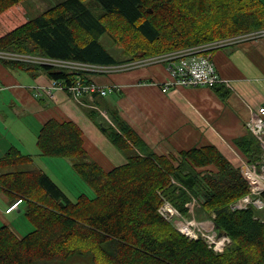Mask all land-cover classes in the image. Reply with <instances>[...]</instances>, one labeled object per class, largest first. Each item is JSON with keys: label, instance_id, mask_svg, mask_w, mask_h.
I'll return each instance as SVG.
<instances>
[{"label": "trees", "instance_id": "obj_1", "mask_svg": "<svg viewBox=\"0 0 264 264\" xmlns=\"http://www.w3.org/2000/svg\"><path fill=\"white\" fill-rule=\"evenodd\" d=\"M25 1L0 0V22L8 29L0 34V54L111 66L264 31L263 0H61L15 23L10 10ZM103 39L116 46L117 54ZM0 62L7 69L44 73L67 91L77 81L89 85L92 76L103 74L7 56ZM217 86L216 92L226 96ZM84 95L92 98L84 101L86 114L104 127L125 163L104 170L88 157L76 123L47 120L37 135L41 156L69 158L93 193L71 200L41 170L13 171L30 158L9 149L0 157V169H6L0 185L8 196L21 199L33 229L19 236L0 226V264L62 262L75 255L92 264H264V211L230 208L249 191L234 162L214 145L180 150L175 159L158 155L117 107L105 105L107 95ZM102 104L112 125L99 118ZM234 144L250 162L258 161L260 150L251 134ZM162 197L184 215L194 198L193 215L212 219L230 245L218 254L202 239L180 234L157 212Z\"/></svg>", "mask_w": 264, "mask_h": 264}, {"label": "crops", "instance_id": "obj_2", "mask_svg": "<svg viewBox=\"0 0 264 264\" xmlns=\"http://www.w3.org/2000/svg\"><path fill=\"white\" fill-rule=\"evenodd\" d=\"M211 58L220 76L230 81L231 89L217 86L220 92L227 91L226 96L209 87L163 92L164 64L119 71L113 77L96 75L91 81L102 88L116 86L105 105L117 107L119 116L156 154L175 159L180 150L214 145L237 164L240 152L234 140L250 134L249 115L264 104V34L222 46L211 52ZM53 81L44 73L7 69L0 62V157L11 148L18 150L30 158L21 170H41L58 184L53 172L59 158L41 156L36 145L40 127L57 119L79 126L88 157L104 170L124 164V156L85 112V100L92 98L83 94L80 103L59 83L52 87ZM5 171L0 169V174ZM14 200L0 185V226L23 236L33 227L24 216L23 202L5 211Z\"/></svg>", "mask_w": 264, "mask_h": 264}, {"label": "built area", "instance_id": "obj_3", "mask_svg": "<svg viewBox=\"0 0 264 264\" xmlns=\"http://www.w3.org/2000/svg\"><path fill=\"white\" fill-rule=\"evenodd\" d=\"M261 34H264V31L220 39L212 44L187 47L148 58L138 59L130 63L111 66L90 65L71 61L54 60L51 58L24 57L19 54L10 53H1V56H11L20 60L44 62L51 65H61L65 68H74L77 70L91 69L103 74L116 70L125 71L133 68L163 63L167 72L166 80L160 84L163 92H167L170 89L175 90L179 87L212 88L220 84L227 89H231L230 81L221 77L217 72L215 64L211 58V51L225 45L240 43L245 40L257 38ZM55 85L59 84L54 80L52 87ZM115 88L116 86L114 85L102 88L95 83L83 85L77 81L75 85H71L68 88V91L73 95L76 101L82 103L81 96L88 91H96L100 95L105 96L113 92ZM99 113L104 121L112 125L110 117L107 116L105 112L99 110ZM246 125L250 134L257 142L260 155L258 161L250 162L240 153H235L240 173L247 182L249 191L245 195L238 198L230 208L231 210H237L252 206L254 209L262 210L264 209V200L261 197V194L264 192V104L258 105L254 111H251ZM19 203H21V199L15 200L5 211L7 213L12 211L19 205ZM194 206L195 199L193 198L189 204V208L192 213ZM157 212L180 234L192 240L202 239L207 247L215 253H221L226 244L229 242V237L226 234L217 233L214 230L212 224L213 221L211 219L208 220L210 225L207 226H204L203 222L196 221L195 219H186L164 197H162V202L159 205Z\"/></svg>", "mask_w": 264, "mask_h": 264}, {"label": "rangeland", "instance_id": "obj_4", "mask_svg": "<svg viewBox=\"0 0 264 264\" xmlns=\"http://www.w3.org/2000/svg\"><path fill=\"white\" fill-rule=\"evenodd\" d=\"M61 0H26L23 2L19 7H14L10 10V13L13 14L14 16H11L12 19H14L15 23H20L23 19H19V17L22 15L24 18H32L35 15H37L39 12L47 8L48 6L53 5L54 3H58ZM8 29L4 28V25L0 22V34L4 33ZM103 44L106 46L107 49H109L110 52L113 54H117V51H119L114 44L110 42L108 39H103ZM13 54V53H10ZM22 55V54H20ZM1 56V54H0ZM26 57V55H22ZM9 58H14L11 56H7ZM163 64V63H162ZM57 70L56 68H53L52 71ZM120 70L112 71V72H107L104 74H99L101 77H113L117 72ZM111 94H107L105 99L108 101L111 99ZM99 110H102L109 116L107 110H105V105L102 104V107H98ZM99 118L102 119L101 115H99ZM103 120V119H102ZM106 122V121H105ZM55 162V171L53 172L55 175V179L59 185V187L65 192V194L71 199L74 200L76 199L80 194H86L88 196H92V190L90 187L82 180V178L73 170L71 166V161L67 157H60L58 160H54ZM57 161L58 164H57ZM237 167L238 163L236 164ZM21 166H17L14 168V170H21ZM240 171V168H239ZM171 182L177 183L174 178H171ZM174 208H176L170 200L166 199ZM177 209V208H176ZM178 210V209H177ZM179 211V210H178ZM264 211V209H262ZM180 212V211H179ZM194 212V211H193ZM181 213V212H180ZM182 216H184L186 219H195L196 221L203 222L204 226L210 225V222L208 221L210 218L202 217V218H196L193 216L192 211L189 209V215H184L181 213ZM213 228L217 233H223L219 230L214 225V222H212ZM32 228V227H31ZM227 235V234H226ZM228 236V235H227ZM230 242V238H229ZM229 242L226 244L224 247L223 251L226 249L228 246ZM230 245V244H229ZM223 251L221 253H223ZM220 254V253H218ZM37 264H92L91 260L88 257H83V256H71L67 260H64L62 262L60 261H55V262H40Z\"/></svg>", "mask_w": 264, "mask_h": 264}, {"label": "water", "instance_id": "obj_5", "mask_svg": "<svg viewBox=\"0 0 264 264\" xmlns=\"http://www.w3.org/2000/svg\"><path fill=\"white\" fill-rule=\"evenodd\" d=\"M101 130H104V127H101Z\"/></svg>", "mask_w": 264, "mask_h": 264}, {"label": "bare ground", "instance_id": "obj_6", "mask_svg": "<svg viewBox=\"0 0 264 264\" xmlns=\"http://www.w3.org/2000/svg\"><path fill=\"white\" fill-rule=\"evenodd\" d=\"M217 94V93H216ZM98 101H100V100H98Z\"/></svg>", "mask_w": 264, "mask_h": 264}]
</instances>
